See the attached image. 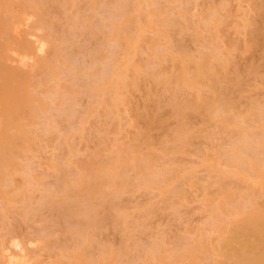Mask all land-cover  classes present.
I'll return each mask as SVG.
<instances>
[{
  "label": "rangeland",
  "instance_id": "obj_1",
  "mask_svg": "<svg viewBox=\"0 0 264 264\" xmlns=\"http://www.w3.org/2000/svg\"><path fill=\"white\" fill-rule=\"evenodd\" d=\"M37 1L43 2V18L35 6L31 8ZM145 1L138 3L141 12L137 4L138 8H130L129 14L137 12L133 20L149 10L146 15L154 21L174 22L166 32L163 24L158 27L165 19L158 20L154 32L149 24L148 32L147 25L142 26L146 38L139 46L133 43L132 55L122 52L121 57L122 46L115 50L122 59L119 66L126 69L132 61L134 71L132 65L129 73L123 71L128 75L126 84L124 75L117 76L123 80L115 83L121 99L111 90L98 99L90 85L86 89L87 80L93 82L105 70L102 51L106 60L108 47L121 41L117 34L112 40L116 28L107 23L113 13H118L115 21L122 25L133 21L125 22L120 14L134 0H17L19 14L27 21L13 20L5 36L27 38L36 55L17 64L18 73L29 74L28 98L34 111L29 106L33 116L21 121L30 139L0 194V264H159L160 258L167 264H207L233 217L242 216L239 206L249 205L246 195L239 194L264 186V177L257 181L250 165L256 162L264 169V34L252 33L264 25V0ZM150 10L160 17L152 18ZM121 24L118 29L128 32ZM134 26L130 34L136 31L142 38L145 32L139 34ZM156 29L163 34L157 36ZM151 40L158 42L154 49L164 42L167 49L163 48H170L164 59L159 55L162 47V52H149ZM204 57L218 62L215 72L220 84L196 75V64L203 65ZM184 65L194 84L173 92L166 79ZM221 85L230 89L226 95L230 121L225 123L207 116V105ZM187 100L197 106L179 122L172 101L182 105ZM17 132L9 133L17 136ZM243 143L252 152L243 151L238 162L251 178V189L249 181L240 180L232 155ZM220 180L224 189L229 188L225 192L237 190L233 200L238 195L236 202L244 201L237 207L233 203V214L228 209L218 213L226 219L216 217L219 198L227 194L221 193ZM230 184L235 189L230 190L234 188ZM230 205L226 206L232 210ZM91 211L98 224H80ZM72 255L81 256L80 261L65 259Z\"/></svg>",
  "mask_w": 264,
  "mask_h": 264
},
{
  "label": "bare ground",
  "instance_id": "obj_2",
  "mask_svg": "<svg viewBox=\"0 0 264 264\" xmlns=\"http://www.w3.org/2000/svg\"><path fill=\"white\" fill-rule=\"evenodd\" d=\"M53 1L56 2V0H53ZM70 1L74 2L75 0H70ZM142 1L143 0H134V2H133L134 5H132V7H129V8H128V6H130V5H126L125 4L126 7L124 6V4L122 5V8L125 7L124 11H126V12L123 11L124 13L122 12L121 14L120 13L119 14L121 15L122 18L125 17L124 18L125 22L133 20V17L135 18V16H136L135 13H137V12L134 13L135 16L133 14H129V12L132 11V10L130 11V8H132L134 10L135 8H133V7L135 6V4H137V6H138V3H140V5L143 4V3L144 4L147 3L145 0H144V2H142ZM152 1L153 0H151V2ZM149 2H148V4H149ZM152 4H154V3H152ZM34 6L36 7V9H38L37 11H39V12L36 11L37 14L41 18H43L44 17V13H43L44 5H43V2H41V1L33 2L32 5H31V8H34ZM138 7H136V8H138ZM139 8H140V12H141L142 6H140ZM159 9L157 11H159V15L161 16L163 14H162V12ZM19 11H20V8H19V6L17 4V0H0V119H1L0 120V194H2V192H3L2 191V186H3V183L5 181V177L7 176L8 173H11L13 170H15V168H17V166H18L17 160H18L19 156L22 153V149L24 148L23 146H25V143L28 141V139H30L29 136L27 135V133L25 134V132L23 130L24 129L23 128L24 125L21 123V121L28 120V119H30L33 116V113L31 114V111H32L33 107H32V105H29V103H32V101L28 98V97H30L29 96V88L31 86L30 78L28 76L29 74L26 75V74H20L21 72L18 73L17 72V64L20 63V62L21 63H24V62L28 63V60L32 61V59L36 58V55L33 52V50L30 48L29 40L27 38L21 39V40L16 39L14 37L16 34L13 35L12 37H6L5 36V34L9 33V31L11 30L10 23L13 20H21L23 22L27 21L26 18L21 17V15L19 14ZM148 11L149 10H147V12ZM143 12L144 11H142V13ZM147 12L146 11L144 12L145 16L142 15V13H141L138 19L136 18V20H133L135 22L137 20H139V21H141V23L143 22L144 24H141L139 21L136 22V23L134 22L133 25L130 24V22H133V21L127 22V23H129L127 26L125 25V23L123 24L124 27H121V28L127 29L126 27H128V32L123 29V32L126 31L125 33H127V34L123 33L121 31V29L120 30L118 29V28H120L119 25L121 23L116 22L115 19L118 18L119 16H117L118 13H113V15H114V17L112 16L113 20L111 22L109 21L107 24L109 25V28L111 26H114L116 28V29L115 28L114 29H115V31L117 33H115V31H114L113 32L114 35H112V38L115 36V39H116V34H117V36H121L120 38H117L118 40H121V41H120V43H119V41H117L119 44L116 41H114V43L116 42L114 46H112L110 44L111 48L108 47V49L111 52L110 53L108 52L110 54V56L106 57V60H105V58L103 56L104 55L103 54L104 51H102V53L100 52L101 49L98 51V52H100L102 54L100 58L101 59L103 58L104 62L98 58V56L100 54H96V57H97L96 59H98L100 62L102 61L103 63H105V65H104L105 66V70L102 72V74L101 73L97 74V76H95L97 79L95 78L93 82H91L92 81L91 80L90 81L91 83H90L89 80H87V82L89 84L87 83L86 84L87 86L84 85V86H86L87 90L89 88L90 92H92L94 94V96H96V97L99 96L100 99H102L103 93L105 95L106 92H110V90H111V92H113L115 94V96H118V97L121 96L122 93H121V91H119L120 89L118 90V88L120 86L117 87V85L115 83L119 84V82L123 81V80H125V81H123L125 83L126 80H127L128 75L125 76L123 74V71L125 70L124 73H126V69H127V72H128L129 71L128 68H129L130 65L133 66V67H131V70L134 71V69H133L134 65L131 63L132 62L131 59L127 58L128 61H126V59H124V61L128 62V64L131 61L129 66H127L128 65L127 64L126 65L127 68L124 69V67L122 68V66H125V65L123 64L122 66H119V64H120L119 62H121V61H118V60H122L120 58L125 56L127 54V52L129 53V51H131L129 54L132 55L133 54L132 53V49H133L132 46L135 43L138 44V46H139V43L142 42L143 40H145L144 38H146L145 36H146V33L148 32V28H149V26L147 24H149L150 26L153 27L152 30H150L152 28V27H150L149 31H153L154 32V30H155L154 27H156V25H158V23H159L158 20L161 22V21H163L165 19L162 23H160V25H158V27L160 26V28H161L164 25L162 30L166 29L165 30V32H166L168 30L169 26H170L171 21H172V23L174 22L173 20H169L167 18H164V19L160 20V18H159L160 16L158 14H157L158 15L157 16L155 14L156 12L154 10H152V11L150 10V12H152V18L153 17L154 18L155 17L159 18V19L155 20L156 23H154L155 22L154 19H151L150 17H148L147 15L149 13L147 14ZM111 13H112V11H111ZM131 15H133V16H131ZM138 15H139V13H138ZM141 15L144 16L145 19L147 18L148 20L147 19L145 20L144 18L142 19ZM108 17H110V19H111L110 15ZM140 18H141V20H140ZM105 19L109 20L107 18H105ZM121 20H123V19H121ZM168 20H169V22H168ZM115 22H116V24H115ZM117 23H118V25H117ZM139 23H140V25H139ZM134 24H135V26H134ZM123 25L121 24V26H123ZM137 25H139V27ZM31 26H32V24H31ZM132 26L138 27V30H137V28H136V30H137V32L139 34H141L140 30L142 31V26H143V28L146 26L147 32H145L144 29H143V31L145 32V35L142 36V38H141L140 35H138L140 37L139 38L138 36L135 35L136 31L134 32V34L131 31L132 33L130 34L129 29H131L130 27H132ZM166 26H167V28H166ZM106 27H108V26H106ZM28 29H30V27ZM158 29H156L157 36H161V34H163V33H161L162 30H159L160 31L159 32L160 35H159L158 31H157ZM143 31H142V33H144ZM119 32H122L121 35L119 34ZM252 33H254L256 36H258L260 33L264 34V25H262L261 27H258L255 30H252ZM123 34H125V35H123ZM132 34H133V36H132ZM263 34H261V36H263ZM134 36L139 38L138 42H134L133 39L136 38ZM164 36L166 37L167 34L164 33ZM164 36H162V37L164 38ZM112 40H114V38ZM151 42H154V43H149V45L147 43V48L149 49V52H150V49L151 50H155V51L158 49L156 51V53H158V51L162 52L161 50L164 47L165 42H164V44L162 43L163 46L162 45L160 46V44H158L157 46H159V47L156 46V49H154V46H155L154 44L158 43L157 40H153V41L151 40ZM159 43H161V42L159 41ZM121 46H122V49H121L122 51L120 50L119 54L122 55V52H123L125 55H122L119 58L118 56H116V51L115 50H118L117 48L120 49ZM137 47L135 49H137ZM160 47H162L161 50H160ZM164 48H166V47H164ZM164 48H163V52L159 53L160 56L162 55L161 58H163V59L165 58V55H163L164 51H169L170 50L169 47H168L169 50H166L167 48L166 49H164ZM97 50H95V52H97ZM104 50H106V49H104ZM155 51H153V52H155ZM133 52H134V50H133ZM169 52H167V53H169ZM108 53H106V54L109 55ZM171 54H172V52H171ZM111 55H115V56L113 57ZM130 55H129V58L132 57ZM166 55H169V54H166ZM156 56H158V54H156ZM161 58H159V59H161ZM177 58H175V59H177ZM206 58L207 57H204L205 63L203 65L196 64V69L198 70L196 73L199 72V74H196V75H198V78H208V79L213 78L218 84H220L221 80H220L219 76L215 72V68H216V65H217L218 62L217 63H214V62L212 63L209 58H207V59ZM178 59H180V58H178ZM212 59H214V56H213ZM11 60L16 61L17 63L15 65H13L12 63H10V62H12ZM180 60H182V59H180ZM184 61H185V58H184ZM126 62H125V64H126ZM220 63L218 64V66H221L223 68L224 65L222 66ZM44 65L47 68L50 67L48 63H45ZM66 67L70 68V65H68ZM118 68L122 69V72ZM90 69H92V68L90 67ZM117 70L121 72V75L120 74L118 75ZM98 72H99V70H98ZM123 75L125 76V78L123 77ZM117 76L118 77L120 76V78L123 77L122 78L123 80L118 78ZM91 77H93V76H90V79H91ZM173 77L166 79V82L168 84H172L173 92H176V90H178L179 88H184V87L191 86L192 84H194L192 78H190L189 75H188V71H187V68H186L185 65L182 67L181 71L178 74L174 75ZM110 78L111 79L114 78V80H111ZM118 80H120V81H118ZM125 84L123 86H125ZM88 85H90V87H88ZM114 85H116V86H114ZM64 88H66V87L64 86ZM105 88L107 89V91H104V90H106ZM84 90H85V87H84ZM229 92H230V89L226 85H221L215 91V94L213 95L212 100L207 105L208 106L207 116L210 119L216 120L217 122H220V123H225V122L230 121V114H229L230 105H229V102H228L227 97H226V95ZM229 96H230V94H229ZM122 98H123V96H122ZM119 99H121V97H119ZM33 101H35V100H33ZM172 104L174 106V108H173L174 109L173 110V116H174V118L175 117L178 118L179 122H181L180 120H182V119H180V118H182V117H183V120H184L185 112L188 109L189 110L190 109L193 110L197 106V102L196 101L192 102V101H189V100L185 101L182 105L175 103V101H172ZM29 106H31L32 109L29 108ZM30 109H31V111H30ZM33 111H34V109H33ZM234 120H235V118H234ZM262 120L264 121V116L262 117ZM12 130H14V131L17 130L18 131L17 132V136H13V135H11L9 133ZM10 135H11V137H10ZM262 136L264 138V127L262 128ZM262 147L264 148V141H263ZM243 151L244 152L248 151V152L251 153L252 152V148L249 147V144L243 143L242 147L239 148L236 152H233L232 155L234 156L235 163L238 165V168H239L238 176H239L240 180L249 181L251 178L249 176H247V174H244L243 169L241 167V164L238 162L240 160V158H241V154L243 153ZM113 163H114V165H116V162L114 160H113ZM148 163H149V161H148ZM250 165L252 167L251 169L254 172V175L255 176L257 175L256 180L258 181L260 179V181H262V180L264 181V178H262V180H261V177H264L263 166L260 165V166H262V168H259L258 167L259 164L256 163V162H254V163L250 162ZM210 166L211 167L215 166V164L210 165ZM120 167L121 166H119V168ZM212 169H214V168H212ZM258 177H260V178H258ZM231 178H232V176H231ZM253 180H254V182L256 181L255 178ZM253 180H251V182ZM260 181L256 182V185L258 183L260 184ZM112 182H111L110 186L112 185V188H113L115 186L113 185L114 183H112ZM219 182H222V180H220ZM219 182H218V184H219ZM223 183L224 182H222L220 184L222 186V187L220 186L221 193L225 192L227 189L229 190V188L224 189V187H226V185H225V183L224 184ZM70 184H71V182H70ZM248 184H250V185H248L249 188L248 187L247 188L251 189L250 187H252V186H251L250 181L248 182ZM229 187H234V186H231V184H230ZM232 189H235V187L231 188L230 190H232ZM251 190L252 191L249 190L250 192H248L247 194L246 193H240L239 194V195H241V194L242 195H246V197L244 196V200L249 205L246 206V207H244L243 204H242L243 206H241V205L239 206L240 207L239 212H241L242 216L239 219H238L237 216H235V219L237 217L238 220H234V217L232 215L233 219L232 218L231 219L234 220V222L230 219L231 220L230 225L225 230V232H223L221 234V238H220L219 244H218L217 248L214 249L212 258L207 264H264V186H263V184H262V186H260V185L259 186L258 185L257 186H253ZM236 191H233V194H234V192L236 193ZM225 193H227V192H225ZM228 193H227L228 195L225 194L226 195V199H224L225 195H224V197L222 196L221 198H219L220 202H218L219 205L217 207V211L218 212L216 211L217 212V216H216V212L213 210L215 212L214 213L215 215L213 214L214 216H216V217L223 216L221 214H223L224 212L226 213V209H228V212L230 211V214H231V212L233 214V211L235 210L234 209L235 207L234 208L231 207L232 205H234L233 203H235L236 204L235 206L237 207V205H239L238 202H241V203L244 202V201H241L242 198H240V200L238 202H236L238 200L237 198L239 197L238 195L235 196L236 199L234 197L235 202H233L234 200L232 199L233 198L232 192H228ZM213 200H215V199H213ZM213 203H214V201H213ZM227 203H229V204L231 203V205L229 207L233 208L232 210L227 208V206H226ZM214 204H216V203H214ZM214 204L211 207L215 208V210H216V206L217 205L214 206ZM243 208L246 209V212L242 211ZM236 210H238V209H236ZM228 212H227V214H228ZM210 213H211V211H210ZM218 213H221V214H218ZM230 214H228V215H230ZM224 218L226 219V217H224ZM69 219H70V217H69ZM79 222H80V224H83L84 226L85 225L94 226V225L98 224V219H97L96 214L91 211L82 220H79ZM76 256L77 257H81L79 255H76ZM70 257H73V255L69 256V257H65V259L67 258L68 261H70L71 260ZM74 257H75V255H74ZM77 257L74 258L76 263L79 260V258H77ZM76 259H78V260H76ZM54 264H59V263H58V261H56V263H54ZM159 264H167V263L164 261L163 258H160ZM188 264H197V263L195 261H191Z\"/></svg>",
  "mask_w": 264,
  "mask_h": 264
}]
</instances>
